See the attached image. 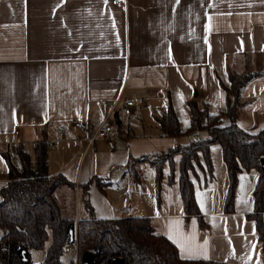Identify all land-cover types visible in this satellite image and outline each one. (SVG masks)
<instances>
[{
    "label": "crops",
    "instance_id": "crops-1",
    "mask_svg": "<svg viewBox=\"0 0 264 264\" xmlns=\"http://www.w3.org/2000/svg\"><path fill=\"white\" fill-rule=\"evenodd\" d=\"M113 1L0 0V189L3 153L15 154L17 143L31 153L44 140L47 170L73 184L55 197L64 212L74 209V223L88 214L80 195L89 183L87 210L96 218L148 217L181 259L264 264V248L246 217L255 170L238 173L233 210L225 212V165L212 156L209 181L199 171L189 175L200 226L197 217L184 215L167 162L157 201L148 163L175 147L178 136L167 134L169 112L184 130L188 102H205L213 113L224 108L221 84L228 85L229 71L256 74L241 89L235 120L248 133L264 128V0ZM127 97L136 100L131 113L124 115L118 101L110 114L114 131L105 139L87 146L70 125L78 119L93 128L116 99ZM142 165L153 168L150 185ZM45 247L30 251L32 264H43Z\"/></svg>",
    "mask_w": 264,
    "mask_h": 264
},
{
    "label": "trees",
    "instance_id": "trees-1",
    "mask_svg": "<svg viewBox=\"0 0 264 264\" xmlns=\"http://www.w3.org/2000/svg\"><path fill=\"white\" fill-rule=\"evenodd\" d=\"M255 75L246 71H229L228 85L221 84L225 91V106L215 113L209 111L205 102H188L190 124L184 130L179 128L174 114L169 112L167 134L178 136L204 130L207 137L168 149L164 154L155 155L148 163L155 168V195L158 201L163 164L167 162L170 166L173 156L179 155L176 180L183 213L186 217H197L200 226L205 223L197 207L194 183L189 175L197 176L199 171L204 182L212 177L211 144L219 145L228 178L224 212L233 210L238 173L255 170L257 180L252 190L253 210L246 217L254 222L255 236L264 248V173L260 164V159L264 158V128L248 133L235 120L237 109L243 103L241 89ZM222 116L226 117L227 123H222ZM46 147L44 140L35 141L30 153L23 144L17 143L14 154L16 163L7 152L3 153L7 173L4 187L0 189V264H32L30 251L45 247L48 239L43 264H75L73 252L63 254L64 246L70 244L68 224L72 223L74 227V217L64 212L55 197L58 188L64 185L73 187V184L63 175L47 170ZM171 168L167 175L169 182L173 178ZM88 184H82L84 188L80 195L88 214L79 217L75 224L76 264H81L84 251H90L94 256L89 264H110L115 258L121 260L120 264H227L216 259H181L172 242L155 231L148 217L96 218L91 210H87L85 187ZM17 247H23L26 260L17 256Z\"/></svg>",
    "mask_w": 264,
    "mask_h": 264
},
{
    "label": "built area",
    "instance_id": "built-area-1",
    "mask_svg": "<svg viewBox=\"0 0 264 264\" xmlns=\"http://www.w3.org/2000/svg\"><path fill=\"white\" fill-rule=\"evenodd\" d=\"M127 0H114V3L122 2L123 4L126 3ZM142 101V99H140ZM118 101L121 102V109L124 115H129L132 111V106L136 103L135 98H118L114 102V104L109 108L110 110L104 114V117L101 119V121L98 123L97 126L93 128H88L86 124L82 123L78 119H73L70 121V125H72L73 128H77L82 133V139L86 142L87 146H90L91 143L95 140V138H106L108 137L113 131L114 127L111 124L110 121V114L113 111V106L118 103ZM62 128V125L59 127V129ZM14 134H17V131H14ZM53 140L48 141V144H52ZM8 156L13 159L15 158L13 151L11 149H8ZM77 220H75L74 227ZM73 252L74 261L76 264L77 261V242H76V227L73 232V238L70 244H66L63 248V253L67 252Z\"/></svg>",
    "mask_w": 264,
    "mask_h": 264
},
{
    "label": "rangeland",
    "instance_id": "rangeland-1",
    "mask_svg": "<svg viewBox=\"0 0 264 264\" xmlns=\"http://www.w3.org/2000/svg\"><path fill=\"white\" fill-rule=\"evenodd\" d=\"M225 122V121H224ZM196 133L191 136V135H178V137H176L175 139V146H179V145H186L187 143H189L190 141H192L195 137V139L199 138H206L207 135H206V132L204 130H196L195 131ZM212 145V144H211ZM212 147H215V150H210V157H211V161H212V156H213V159L214 161L217 160L218 164H220L222 167L224 166L222 161H221V150L219 149V145L218 144H213ZM212 149V148H211ZM178 160H179V155L178 154H175L172 158V161H171V164L170 166H172V172H173V178L177 177V174H178ZM166 166H168V168H170L169 166V163L166 164ZM141 167L142 168V172H143V181H144V184L146 185H150V180L152 179L153 180V176H152V172L153 171V168L152 170L151 169H147V168H150L152 166H148V165H142ZM151 173V176L149 175ZM152 188H153V182H152ZM74 209L71 210V213L72 215L74 214ZM76 213H77V208H76ZM78 213L80 214V210L78 211ZM77 213V214H78ZM81 215V214H80ZM49 239L47 241H45V246H47L49 243ZM41 249H37L36 251H40Z\"/></svg>",
    "mask_w": 264,
    "mask_h": 264
},
{
    "label": "water",
    "instance_id": "water-1",
    "mask_svg": "<svg viewBox=\"0 0 264 264\" xmlns=\"http://www.w3.org/2000/svg\"><path fill=\"white\" fill-rule=\"evenodd\" d=\"M260 164H261V170L262 172L264 173V158H261L260 159ZM68 227H69V237H68V240L69 242L71 243L72 241V238H73V230H74V227H73V224L70 223L68 224ZM16 253H17V256L22 259V260H26L27 258H25V250L23 249V247H17L16 248ZM93 255H92V252L90 251H84L82 254H81V264H89L90 261L93 259ZM121 260L120 259H113L112 262L110 264H120Z\"/></svg>",
    "mask_w": 264,
    "mask_h": 264
}]
</instances>
